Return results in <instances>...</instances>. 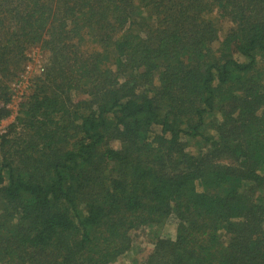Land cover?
<instances>
[{"label":"trees","instance_id":"1","mask_svg":"<svg viewBox=\"0 0 264 264\" xmlns=\"http://www.w3.org/2000/svg\"><path fill=\"white\" fill-rule=\"evenodd\" d=\"M36 46L0 131V263L107 264L171 218L142 264H264V0H0V121Z\"/></svg>","mask_w":264,"mask_h":264},{"label":"rangeland","instance_id":"2","mask_svg":"<svg viewBox=\"0 0 264 264\" xmlns=\"http://www.w3.org/2000/svg\"><path fill=\"white\" fill-rule=\"evenodd\" d=\"M45 53L36 46L23 51L24 63L20 64V68L16 69L13 77L1 82L5 86L2 92H6L7 107L10 114L0 121V131H6L8 126L15 122V117L18 115L20 106L26 99L27 95L32 94L33 85L36 78L41 73L47 62ZM264 67V62H262ZM14 68H17L14 66ZM13 68V69H14ZM261 78L264 83V69L262 70ZM75 99V98H74ZM205 136L213 135V130L210 127H205L202 130ZM209 144L203 139H186L185 152L192 155H198ZM154 226H143L136 230L130 231L128 234L129 247L123 254L113 258L107 264H142L145 258L153 249L155 240L159 238L175 239V221L170 218L166 223L153 224ZM2 264V263H0Z\"/></svg>","mask_w":264,"mask_h":264}]
</instances>
